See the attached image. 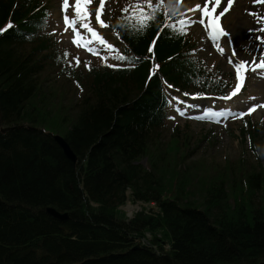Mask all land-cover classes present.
Wrapping results in <instances>:
<instances>
[{
  "label": "trees",
  "instance_id": "obj_1",
  "mask_svg": "<svg viewBox=\"0 0 264 264\" xmlns=\"http://www.w3.org/2000/svg\"><path fill=\"white\" fill-rule=\"evenodd\" d=\"M38 1L0 0V28L13 23L0 33V128L13 126L0 131V264H264L262 165L241 160L219 170L188 161L190 139L178 140V126L166 136L159 77L145 84L140 69L76 76L85 97L69 107V88L51 89L36 76L48 39L34 38ZM173 64L172 80L189 86V73ZM194 85L203 94L221 90L205 75ZM54 133L69 142L75 165ZM242 133L253 145L260 136L252 123ZM143 157L146 168L134 163ZM127 186L134 198L157 201L162 214L126 220L118 206ZM146 231L158 250L135 247L134 236Z\"/></svg>",
  "mask_w": 264,
  "mask_h": 264
},
{
  "label": "rangeland",
  "instance_id": "obj_2",
  "mask_svg": "<svg viewBox=\"0 0 264 264\" xmlns=\"http://www.w3.org/2000/svg\"><path fill=\"white\" fill-rule=\"evenodd\" d=\"M155 1L163 3V0L162 2L161 0ZM51 4L54 8L56 7V9H64L63 0H51ZM68 4L69 6L67 10L71 14L74 6V0H68ZM190 8H193V6ZM247 15L248 12L245 4L239 0L235 6L226 12L224 18V24L227 30L230 32L232 29H234L233 31H238L243 40L246 38V29L251 26L249 22L246 23V19H249ZM59 21H61L60 17ZM80 26L83 27L81 22L77 20L75 27L80 30ZM66 29L71 33L74 32L73 28L68 27ZM261 29L263 28L261 27ZM64 32L65 29L63 27L60 28L59 33H62L61 38L64 39V41L69 42L68 38L64 37ZM70 35L68 37H70ZM102 35L100 37H102ZM95 39V42H92V39H90L91 47L94 48V51L108 57V53L104 50L107 46L102 44L99 39ZM103 39L106 40L108 44L111 43L110 38L103 37ZM235 44L237 45L238 43L236 42ZM77 47L79 46L77 45ZM263 48L264 43L259 44L258 47L251 44L250 47L246 46L244 50H239V55L235 57L237 59L235 62L240 60L248 62V71L244 73L245 79L242 84L244 87L241 86L242 90L240 89V91L234 96L225 100L213 97L210 99L205 98L199 100V102L194 104L188 102L189 106L182 107L184 110V119L178 115L177 118L174 119V121L180 125H183L185 122L189 123L188 130L191 133H208L209 135L208 138H205L202 141L200 149L195 150L196 152L190 159L203 156L207 159V161L215 160L217 163H222L225 159L234 161L239 156H245L253 162L256 161V159H259L261 165L264 167V132L258 146L259 158H256L250 148L247 137L244 138V140L238 137L239 132L236 128L237 125H240L242 120L241 118L252 116L257 124L262 125V129L264 131V75H262V73H264V69L257 68L255 71L252 70L253 64L259 63L261 60L260 52L264 51ZM112 51H114V48ZM89 53L90 51L88 50H80L81 57H88ZM95 55H97V53H95ZM212 55L213 54L211 52L205 53L206 57ZM213 59H216V57ZM215 66L218 68L221 75L231 77V88H235L237 84L235 64L230 62L228 59L217 58ZM253 105L256 107L249 113L247 109ZM190 107H193V109L190 110ZM223 107H227L225 110L227 112L226 115H223ZM240 112H244L245 115H238ZM232 113L233 115H231ZM215 124H220V126L218 128L216 127V129L209 133V129Z\"/></svg>",
  "mask_w": 264,
  "mask_h": 264
},
{
  "label": "snow or ice",
  "instance_id": "obj_3",
  "mask_svg": "<svg viewBox=\"0 0 264 264\" xmlns=\"http://www.w3.org/2000/svg\"><path fill=\"white\" fill-rule=\"evenodd\" d=\"M91 2V0H74V5H75V16L69 17V15L67 14V8L69 6L68 4V0H63V5H64V9H65V14L63 16L64 22L66 25H72L74 31H75V36L73 37V41L77 44L80 43V40L78 39V37H82V33L79 31L78 28H76V23L77 20H79L82 24V26L84 28H86L90 33H92V35L94 37H96L97 39L100 40V42L104 45L107 46L108 49L112 50L114 48L113 45L108 44V42L106 40L103 39V37H100L99 34L97 33L96 29L93 28L89 23H86L85 21L87 20V18L90 16V12L88 11L87 8V4H89ZM162 2V0H161ZM142 3H146L148 5L149 9H153V11L149 12L147 11L145 8H143L141 6ZM176 4L179 5V0H176ZM220 4V0H215V3L213 5V7L211 9H209L208 7V0H205V4L203 7H201L200 4H195L193 6V8L187 9L188 11H195L196 9H200L201 10V17H198L199 19V23L205 25V27L207 29H209L211 38L215 41L217 36H229L230 33H227V31L225 29H223V27L220 25L219 20H220V16H222L224 14V12L228 11V7H225L223 9V12H220L218 15H214L215 11H216V6H218ZM232 4V0H228V5L231 6ZM156 7H160V4H157ZM104 8V0H100V5L99 8L96 11V20L98 21V23L102 26V27H106L107 23L101 19V11ZM129 9H131V11H129ZM123 12L128 13L127 16L122 17L123 20L127 21V22H131V21H135V27L139 30V31H143L146 27H148L149 22L151 20H154L155 17V9L153 8V5L151 3V0H134V2L132 4L127 5L124 9H122ZM170 11L173 14H180L177 11V8L174 6L170 9ZM167 14V13H166ZM202 17H207V23H205V19H203ZM196 21L191 20L190 18L187 20V23L191 24V23H195ZM179 23L183 24L185 23L184 20H181ZM182 34L184 32L187 31L186 28H180L178 29ZM0 31H3V29H0ZM117 35H119V33H117ZM258 39L260 40H264V37H259ZM90 51L93 49H89ZM219 50L222 52L223 49L219 48ZM149 51H151V48L149 49ZM65 55H67V53H65ZM233 55H235V50H233ZM116 59L119 60H127L129 59L127 56L123 55L122 53L116 57ZM133 62L135 61V57L132 58ZM230 62L235 64V73H236V79H237V84L235 86V88L232 90V92H230L227 96L223 97L224 99H229L231 98V96H234L236 93H238L241 89V86L244 82L245 79V75L244 73H246L248 71V62L244 61V60H240L238 62L232 61L231 58ZM79 62L78 58H77V63ZM113 67H116L118 65H111ZM134 66V63L133 65ZM154 67H158V65H155ZM257 68L260 69H264V59H261L259 61V63H254L252 66V70L255 71ZM262 75H264V73H262ZM195 95H203V93H196ZM256 106L253 105L252 107L248 108L247 111L250 113L251 111H253V109ZM183 114V113H181ZM238 115L243 116L245 115L244 112H240ZM174 119V117H173Z\"/></svg>",
  "mask_w": 264,
  "mask_h": 264
},
{
  "label": "water",
  "instance_id": "obj_4",
  "mask_svg": "<svg viewBox=\"0 0 264 264\" xmlns=\"http://www.w3.org/2000/svg\"><path fill=\"white\" fill-rule=\"evenodd\" d=\"M6 128L2 129L1 131L4 132ZM55 141L57 142V144L59 145V147L61 148L63 154L72 162L75 163L76 161V155L74 154L73 150L71 149V147L69 146V144L60 136L55 135L54 136ZM46 211L58 218H66V214H62L57 212L56 210L52 209V208H47Z\"/></svg>",
  "mask_w": 264,
  "mask_h": 264
},
{
  "label": "bare ground",
  "instance_id": "obj_5",
  "mask_svg": "<svg viewBox=\"0 0 264 264\" xmlns=\"http://www.w3.org/2000/svg\"><path fill=\"white\" fill-rule=\"evenodd\" d=\"M256 6L257 7H254V8H257V10L260 13V16L264 19V0H259L256 3ZM253 33H255L258 36V38L259 37H264V31L260 28L258 23H254V31H253ZM261 43H264V40H260L259 39L257 41H252L251 44L258 46Z\"/></svg>",
  "mask_w": 264,
  "mask_h": 264
}]
</instances>
